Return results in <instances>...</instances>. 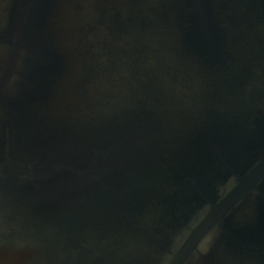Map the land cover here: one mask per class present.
<instances>
[{
  "label": "water",
  "instance_id": "1",
  "mask_svg": "<svg viewBox=\"0 0 264 264\" xmlns=\"http://www.w3.org/2000/svg\"><path fill=\"white\" fill-rule=\"evenodd\" d=\"M236 2L0 0V264H264L236 120L264 64L234 67L264 49L210 38L214 12L246 19Z\"/></svg>",
  "mask_w": 264,
  "mask_h": 264
},
{
  "label": "flooded vegetation",
  "instance_id": "2",
  "mask_svg": "<svg viewBox=\"0 0 264 264\" xmlns=\"http://www.w3.org/2000/svg\"><path fill=\"white\" fill-rule=\"evenodd\" d=\"M220 1L222 2V0H213V4L219 7ZM241 10L245 11L244 15L246 19H242L239 22L225 20V16L223 14L214 12L210 26V38L212 39L215 34L220 38L222 42H229L233 39L240 38L242 41L250 44V49L252 51H256L258 44H261L264 49V0H242ZM100 62L102 66L105 65L102 53H100ZM117 65H119V62L116 56L107 74H110L112 68ZM256 70L257 68L254 67H252L251 69H245L244 72H247L246 83H250L255 80L257 75ZM262 85L263 84H261L260 86ZM117 88L118 80L114 79L112 83V89H114L115 91V100H117ZM259 97H261V95ZM259 97L257 103L259 102ZM17 99L19 101V96L17 97ZM259 120L260 119H242V121L246 125V128L244 129L245 132L242 135H244L245 139V143L243 144V146L251 150L254 148L253 146L257 147V150H255V155H258L256 161L259 162V175L262 176L264 174V128L262 132L256 131L258 129V126H256V124L257 122H259ZM248 155L249 154H247L248 166L252 167L251 160L248 159ZM260 184L264 185V179L260 182ZM249 198L250 201L259 202L261 204V207H264V197H259L257 191L254 196ZM248 215V213H242L241 218H243L244 220L242 221L240 218L238 222L232 221L231 225H236L240 228V230L244 233L245 239L248 240L246 243L251 244L252 241L256 245H258L256 241V235L254 233H250L248 231V228H245L246 225L252 224L257 219H253V216H250L248 219ZM259 216L264 224V212L259 211ZM165 233L166 229L162 232V238L165 236ZM170 234L172 236L176 235L174 232H171ZM205 250L207 252V249ZM250 251H252V249H248L245 252L246 254H248ZM210 255L211 263L208 264H220L222 259L220 258V253L218 251L215 252L212 250Z\"/></svg>",
  "mask_w": 264,
  "mask_h": 264
}]
</instances>
